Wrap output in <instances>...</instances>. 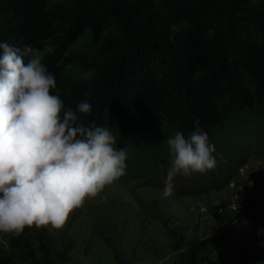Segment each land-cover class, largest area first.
I'll return each mask as SVG.
<instances>
[{"label":"trees","instance_id":"obj_1","mask_svg":"<svg viewBox=\"0 0 264 264\" xmlns=\"http://www.w3.org/2000/svg\"><path fill=\"white\" fill-rule=\"evenodd\" d=\"M85 33L98 48L90 77L76 80L60 70V63ZM0 42L40 49L56 79L53 94L73 110L86 99L92 110L81 115L82 122L108 127L120 148L145 130L171 137L196 128L206 133L216 167L187 177L178 174L179 181L224 179L234 164L218 152L220 144L246 153L264 120V0H72L55 5L0 0ZM259 136L257 143L264 145V130ZM142 160L151 163L144 156L135 162ZM134 163L127 158L126 169ZM169 166L170 161H157L161 178ZM260 237L264 217L241 231L229 264H257L253 240ZM6 242L0 245V264L71 260L70 242L60 249L46 228L7 234ZM177 250L171 264H213L203 262L198 243Z\"/></svg>","mask_w":264,"mask_h":264},{"label":"rangeland","instance_id":"obj_2","mask_svg":"<svg viewBox=\"0 0 264 264\" xmlns=\"http://www.w3.org/2000/svg\"><path fill=\"white\" fill-rule=\"evenodd\" d=\"M48 1L55 5L72 0ZM97 48L85 33L68 49L60 70L76 80L89 78ZM263 130L264 120L243 154L231 151L228 142L220 144L218 152L234 164L224 179L206 178L198 184L174 178V192L167 198L166 178L155 164L170 161L171 136L146 130L134 134L123 142L127 158L134 163L148 157L150 165L135 162L117 182L75 210L62 230L46 228L60 249L63 242L71 244V260L56 264H171L177 249L185 250L190 242L199 244L204 263L229 264L241 231L264 217V145L257 143ZM6 237L0 233L3 247ZM253 243L257 264H264V238H254Z\"/></svg>","mask_w":264,"mask_h":264},{"label":"clouds","instance_id":"obj_3","mask_svg":"<svg viewBox=\"0 0 264 264\" xmlns=\"http://www.w3.org/2000/svg\"><path fill=\"white\" fill-rule=\"evenodd\" d=\"M42 61L38 48L0 42V233L13 236L33 227L62 230L75 210L126 174L116 137L108 127L85 126L86 99L73 110L53 94L56 79ZM167 145L165 198L178 174L216 167L214 146L199 128L177 131Z\"/></svg>","mask_w":264,"mask_h":264}]
</instances>
